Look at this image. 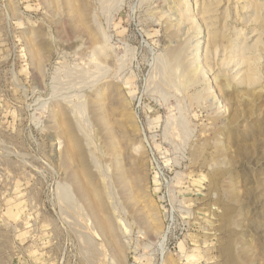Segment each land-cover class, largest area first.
I'll return each mask as SVG.
<instances>
[{"label": "rangeland", "instance_id": "rangeland-1", "mask_svg": "<svg viewBox=\"0 0 264 264\" xmlns=\"http://www.w3.org/2000/svg\"><path fill=\"white\" fill-rule=\"evenodd\" d=\"M0 264H264V0H0Z\"/></svg>", "mask_w": 264, "mask_h": 264}, {"label": "bare ground", "instance_id": "bare-ground-1", "mask_svg": "<svg viewBox=\"0 0 264 264\" xmlns=\"http://www.w3.org/2000/svg\"><path fill=\"white\" fill-rule=\"evenodd\" d=\"M180 23V22H179ZM183 23V22H182ZM185 23V22H184ZM175 25V24H174ZM179 26V25H178ZM173 27H175V26H173ZM197 45H198V43H197ZM198 51V50H197ZM111 230H113L112 228H111ZM162 246V245H161Z\"/></svg>", "mask_w": 264, "mask_h": 264}]
</instances>
